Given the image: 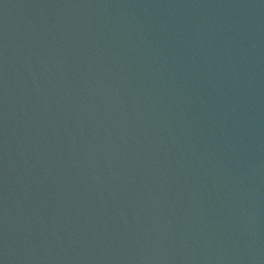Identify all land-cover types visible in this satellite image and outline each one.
<instances>
[{
	"label": "water",
	"instance_id": "water-1",
	"mask_svg": "<svg viewBox=\"0 0 264 264\" xmlns=\"http://www.w3.org/2000/svg\"><path fill=\"white\" fill-rule=\"evenodd\" d=\"M0 264H264V0H0Z\"/></svg>",
	"mask_w": 264,
	"mask_h": 264
}]
</instances>
